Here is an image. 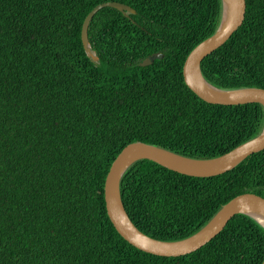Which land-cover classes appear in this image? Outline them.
I'll return each instance as SVG.
<instances>
[{
    "label": "trees",
    "instance_id": "obj_1",
    "mask_svg": "<svg viewBox=\"0 0 264 264\" xmlns=\"http://www.w3.org/2000/svg\"><path fill=\"white\" fill-rule=\"evenodd\" d=\"M88 26L98 62L85 54ZM201 63L219 89H264V0ZM220 0H0V264H261L264 229L236 215L181 257L144 253L115 231L104 181L117 155L142 142L192 159L219 157L257 136L260 104H209L184 83L187 55L217 29ZM154 53L152 64L140 63ZM264 199V150L197 178L141 160L120 183L143 234L185 239L232 198Z\"/></svg>",
    "mask_w": 264,
    "mask_h": 264
},
{
    "label": "water",
    "instance_id": "obj_2",
    "mask_svg": "<svg viewBox=\"0 0 264 264\" xmlns=\"http://www.w3.org/2000/svg\"><path fill=\"white\" fill-rule=\"evenodd\" d=\"M220 1L221 17L216 31L191 50L183 63L184 83L197 97L209 104L234 106L256 103L264 109V89L253 87L219 89L209 84L202 75V61L231 37L242 25L245 16V0ZM105 7L114 8L126 17L135 13L131 7L118 2L99 4L88 13L81 26V42L86 56L94 63L98 62V58L91 48L87 31L93 16ZM160 56V53H154L141 62L140 66H148ZM262 150H264V125L254 138L226 154L211 159H192L150 144L130 143L114 159L104 181L107 217L123 240L144 253L160 257H181L197 251L214 239L236 215H245L264 229V199L252 193H244L221 206L213 217L191 236L178 241L156 240L134 226L124 208L120 194V183L124 173L131 165L141 160L154 162L182 175L210 178L234 169L247 157ZM261 264H264V258Z\"/></svg>",
    "mask_w": 264,
    "mask_h": 264
}]
</instances>
